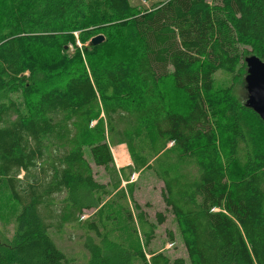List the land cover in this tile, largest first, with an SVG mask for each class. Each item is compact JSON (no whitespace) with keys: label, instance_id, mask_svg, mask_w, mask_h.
Returning <instances> with one entry per match:
<instances>
[{"label":"trees","instance_id":"1","mask_svg":"<svg viewBox=\"0 0 264 264\" xmlns=\"http://www.w3.org/2000/svg\"><path fill=\"white\" fill-rule=\"evenodd\" d=\"M3 1L12 25L0 24V185L18 213L13 236L0 241V264H74L54 237L89 210H96L97 221L86 227L84 264H184L160 252L146 258L105 232L104 185L94 181L83 150L106 169L110 146L125 145L134 159L140 138L147 141L152 161L146 168L162 184L163 205L180 229L189 264H264V124L225 99L222 149L238 162L237 179L227 184L205 109L213 74L238 76L243 68L214 16L222 17L237 43L264 46V0H167L134 13L127 0H102L106 18L93 1ZM90 16L108 24L102 30L119 37L124 54L88 63L87 71L78 63L61 88L37 94L23 114L3 93H32V77L41 69L24 47L51 49ZM167 79L187 102L184 111L170 107ZM128 194L132 200L131 188ZM132 203L147 246L153 225ZM154 219L164 222L160 212Z\"/></svg>","mask_w":264,"mask_h":264},{"label":"rangeland","instance_id":"2","mask_svg":"<svg viewBox=\"0 0 264 264\" xmlns=\"http://www.w3.org/2000/svg\"><path fill=\"white\" fill-rule=\"evenodd\" d=\"M100 6L101 13L106 18L102 0H86ZM132 8L131 12H141L156 7L159 3L167 0H127ZM213 2V0H210ZM4 1L0 0V24L6 28L12 25V20L8 18L3 10ZM100 18L91 20V16L84 22L75 23L74 29L66 33V37L54 45L51 49L42 48L36 45H26L24 47L25 56L31 63L37 64L41 71L32 78L35 85L32 93L27 96L21 90L11 89L9 93H3L12 99L23 114H29L32 102L37 94L50 88H61L70 73L74 71L78 63L87 71L88 63H103L111 55H123L121 41L112 31L102 29L109 28L107 23L98 21ZM214 22L222 32L231 52L241 56L243 59L248 55H262L264 59V46L256 44H239L230 34V30L218 14L214 16ZM15 22H13L14 24ZM7 30V29H5ZM90 32V37L86 35ZM100 34L104 41L97 47H89L87 44L92 36ZM98 34V35H99ZM65 39V40H63ZM85 39V40H83ZM86 67V68H85ZM79 68V67H77ZM240 74L231 75L217 71L213 74V86L208 97L205 99V109L208 115L209 128L213 129L214 142L219 153V163L224 172L226 183L231 184L237 179V164L235 158L222 149V135L219 132L221 122V111L225 106V99L235 100L242 107V77ZM29 76V72L23 74L24 78ZM26 80V79H24ZM30 83V82H27ZM167 91L169 93V105L175 111H184L187 102L182 94L172 87L169 79L166 80ZM259 139H263L260 137ZM264 141L262 149L264 151ZM171 145L167 143V147ZM122 146V147H121ZM118 147L123 150V157L117 158L113 155L114 149ZM135 157L128 156L125 145L110 146L111 163L106 169L96 167L91 162L87 149L83 150V156L88 162L94 181L104 185L105 192L101 195L102 215L108 218L106 223V233L109 237L117 238L127 249L131 251H142L148 258L151 254L162 253L169 260L181 258L184 264H189L185 249L182 245L180 229L175 223L172 215L163 205L160 191L161 182L156 179L151 171L146 167L152 161L147 141L140 138L135 144ZM126 154H125V153ZM128 188L132 190V200L139 206L148 223L153 225V237L147 246H144V239L137 222V210L133 208V203L128 194ZM214 211V210H213ZM96 210H89L79 217L78 223L74 227H65L63 234L54 237L56 247L60 249L67 258L72 259L74 264H84L87 254L82 249L81 244L88 234L86 229L90 222L95 223ZM160 212L164 216V222L156 225L154 214ZM18 213V208L10 200L5 184L0 185V241L10 239L14 234V218ZM103 231V229H101ZM172 241H170L169 235ZM92 235V234H90ZM92 237V236H91Z\"/></svg>","mask_w":264,"mask_h":264},{"label":"water","instance_id":"3","mask_svg":"<svg viewBox=\"0 0 264 264\" xmlns=\"http://www.w3.org/2000/svg\"><path fill=\"white\" fill-rule=\"evenodd\" d=\"M102 35L90 38L88 46L103 42ZM244 71L242 77V107L255 114L264 124V59L248 55L242 59Z\"/></svg>","mask_w":264,"mask_h":264},{"label":"bare ground","instance_id":"4","mask_svg":"<svg viewBox=\"0 0 264 264\" xmlns=\"http://www.w3.org/2000/svg\"><path fill=\"white\" fill-rule=\"evenodd\" d=\"M122 147V146H121ZM123 149L122 148H120V147H118L117 149H114L113 150V152H114V154L113 155H115V156H117V158L119 157V158H122L123 157V151H122ZM125 153V152H124ZM126 154V153H125Z\"/></svg>","mask_w":264,"mask_h":264}]
</instances>
